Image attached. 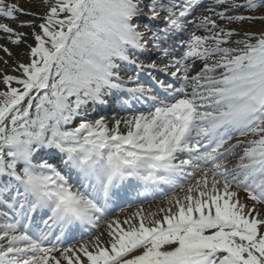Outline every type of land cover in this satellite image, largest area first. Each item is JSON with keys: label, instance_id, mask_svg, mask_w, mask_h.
<instances>
[{"label": "snow or ice", "instance_id": "6c2138e0", "mask_svg": "<svg viewBox=\"0 0 264 264\" xmlns=\"http://www.w3.org/2000/svg\"><path fill=\"white\" fill-rule=\"evenodd\" d=\"M40 2L46 10L32 14L40 23L31 32L29 61L17 64L19 77H2L0 177L10 179L0 187V204L14 216L5 213L0 224V264H264V32L234 40L241 33L204 16L187 39L177 38L176 48L167 44L168 34L188 15L177 0ZM217 4L225 11L216 17L231 25L256 17L227 12L255 11L264 0ZM161 12L165 26H154ZM17 13L23 9L0 0V19L17 20ZM0 33L14 45L27 35L7 23H0ZM160 40L171 57L160 71L176 83L159 81L161 93L131 76L122 80L136 54L149 43L160 49ZM196 62L202 67L190 76ZM115 92H127L142 107L113 117L111 127L103 116L64 127ZM42 148L60 154L59 167L33 164ZM228 156L237 157L231 170ZM13 182L16 195L7 200ZM134 182L145 192L167 185L183 195L173 191L157 212L108 219L117 190ZM240 189L251 205L239 199ZM37 209L61 225L54 242L51 231L24 223ZM77 223H104V231L64 247V229Z\"/></svg>", "mask_w": 264, "mask_h": 264}, {"label": "rangeland", "instance_id": "374dc122", "mask_svg": "<svg viewBox=\"0 0 264 264\" xmlns=\"http://www.w3.org/2000/svg\"><path fill=\"white\" fill-rule=\"evenodd\" d=\"M179 1L180 0H177L178 5H186V3H179ZM183 1L186 2V0H183ZM194 1H196V0H194ZM145 2L147 3L148 0H145ZM162 2L168 3V0H162ZM229 2L238 4V5H243L246 3V0H229ZM210 8H212L214 10L209 11ZM181 10H182L181 7H177L175 9L176 16L179 15V12ZM145 11H147V9H145ZM220 11H225V7L218 5L217 0H205L204 2H202V9H200V10H196V8L190 7V11H189L190 15H187L186 17H181L178 19V24L181 26L182 30L179 29V31H180L179 35H175V36L177 38H180V39L184 38V36H185V38L187 39L191 35V33L195 30V23L199 22V18H202L204 16H210L211 18L216 19L217 23L220 24L221 26L235 29L239 33H241V35L233 37L232 39H234V40L235 39H242L243 33H245V32L254 33L257 35H259L261 32H264V19H260V17H264V7H260L258 9H256L255 11H247L244 8H240L236 11L227 12L226 14L231 15V16L243 15V16L256 17V19H253L251 21L245 20L243 22L233 23L231 25H226V23L224 21H221L216 17L215 13L220 12ZM166 15H167V13H165V12L159 13L160 19H158V20L160 22L154 23V26L160 25L162 23V21L164 20L163 19L164 16H166ZM184 19L187 20V22H188L185 25H183V23L182 24L180 23V20H184ZM144 22L145 21H142V20L140 21L141 30H143V23ZM196 34L204 35L205 33L202 30H196ZM158 43L161 45L160 49L153 47V45H151V49L149 50V48H147L145 54L141 57V59L145 60L144 66L155 63L156 67L164 68L165 65L168 64L169 59H171V57L165 56L163 51H162V48L167 46V44L163 40L158 41ZM144 51L138 52L135 57H138L139 53H144ZM135 68H136V65L135 66L126 65L121 70V73H120L121 79L125 80V78H128L129 76H133L134 71H132V70H135ZM14 69H16V68H14ZM0 71L2 72V70H0ZM130 85L131 84H129L128 86L129 87L134 86V85H131V86ZM12 87H19V86L16 85L15 83H13ZM5 89H6V86L3 84L2 79H0V91H4ZM105 97H106L105 99L108 100V98L111 97V95H106ZM96 108H99V105L89 104L87 106V110L84 114L75 117L70 124L65 125L64 127L66 129L70 130L71 127L72 128L76 127L81 120L99 119L100 117H95L94 111H92L93 109H96ZM128 116H130V115H128ZM128 116L125 114H121V113H110V112H108V114L103 116V117L106 118V120L109 122V126L111 127L112 123H113V117H115L116 119H120V118H126ZM68 126H71V127H68Z\"/></svg>", "mask_w": 264, "mask_h": 264}, {"label": "bare ground", "instance_id": "6f19581e", "mask_svg": "<svg viewBox=\"0 0 264 264\" xmlns=\"http://www.w3.org/2000/svg\"><path fill=\"white\" fill-rule=\"evenodd\" d=\"M8 2L17 4L20 8L23 9V13L16 14L18 16L17 20L0 19V23H7L11 27H13L16 32H23V33H26L27 35H26L25 40H23L19 45H14L10 43L9 39L4 33H0V70H2V72L0 71V79H2L4 75H11L15 77L20 76L19 75L20 73L18 71H15L14 68H16L17 64L19 63H27L29 61L30 57L28 56V52H29L28 46L33 45L34 43L31 37V32L34 29L38 31V28H36V25L40 23V20L34 19V16L32 14L43 15V13L46 10L45 7L41 4L40 0H8ZM20 22L31 23V27H23V28L17 27V25ZM3 48H7L9 50V53H11V55L5 53L2 50ZM5 61H7V63H5ZM188 91L190 92L191 89L189 88ZM124 101H127V100H124ZM134 102L131 100L127 101V103H134ZM121 130L122 131L124 130L123 126H121ZM235 142L236 141H231L230 143H235ZM42 150L43 148L37 150L36 152L37 156H40V153L43 152ZM49 152L51 151L49 150ZM236 152L237 154H239L241 152V149L239 148L236 149ZM232 157L228 156L227 159L224 161V163H226L229 166L230 170L235 166V163H232V159H233ZM236 158L237 157H235L234 159ZM233 190H235L234 186H233ZM173 191L177 195H181V196L183 195V193H181L179 189L177 188L175 190H172L170 193H165L153 199L150 202L145 201L143 203L133 204L130 207L120 208L119 210L113 212L108 217V219H112L116 216H119V218L123 220L125 216L131 215L132 213L136 212L138 209H142L145 214H147L149 211L157 212L160 207L166 206L165 197L172 195ZM237 195L242 202H245L248 205H251L253 203L252 201L247 199V193L244 192L243 190L241 189L237 190ZM103 231H104V223H101L99 228L96 229V231L92 232L89 235L84 236L82 240L75 238L77 240L72 242L68 246H73V245L78 246L80 243H85L89 241L93 235H98Z\"/></svg>", "mask_w": 264, "mask_h": 264}]
</instances>
